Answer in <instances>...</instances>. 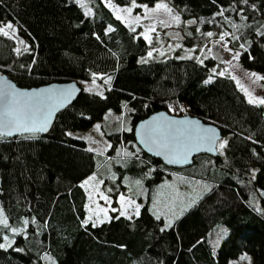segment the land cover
Listing matches in <instances>:
<instances>
[{
  "label": "trees",
  "instance_id": "16d2710c",
  "mask_svg": "<svg viewBox=\"0 0 264 264\" xmlns=\"http://www.w3.org/2000/svg\"><path fill=\"white\" fill-rule=\"evenodd\" d=\"M158 1H167L202 29L241 22L237 41L245 49L239 63L264 77V30H257L264 22V0L135 4ZM86 2L89 16L76 0H0V25L12 23L28 46L18 54L15 42L0 35V71L16 86L95 82L102 93L81 87L44 136H0V210L7 221V227L0 224V244L11 242L0 248V264H231L243 256L249 264H264V105L248 103L229 77L212 76V59L201 64L175 57L142 62L146 41L102 0ZM160 111L216 125L227 146L217 149L216 157L200 155L188 167L167 168L145 155L133 137L138 122ZM96 122L110 143L106 153L111 157L92 156L93 173L103 186L106 172L116 174L121 190L108 191L112 204L116 195L126 194L125 178L141 181L144 194L132 195L138 216L110 212L108 220L93 227L85 221V190L76 182L89 161L75 149H86V143L68 134ZM105 164L109 167L101 170ZM179 175L207 189L171 227H164V219L151 213L154 194ZM217 226L227 234L214 254L205 237Z\"/></svg>",
  "mask_w": 264,
  "mask_h": 264
},
{
  "label": "rangeland",
  "instance_id": "374dc122",
  "mask_svg": "<svg viewBox=\"0 0 264 264\" xmlns=\"http://www.w3.org/2000/svg\"><path fill=\"white\" fill-rule=\"evenodd\" d=\"M102 1L114 17L117 18L118 15L122 17V19H117L127 29L132 31L135 36H139L146 41L148 51L146 55L140 59L142 62L175 57L192 59L201 64L200 61L204 62L207 59H212V76L224 72V75L222 76H227L233 80L237 89L245 96L247 102L249 99L248 93H251L254 98H264V84L262 83V80H257L255 77L251 76L252 73L257 74V76L260 77L261 75L255 71L245 69L239 63V60L235 58L236 53H239L240 55L245 49V45L242 47V44L237 41V31L238 28L242 26L241 22L238 24H230V28L220 24L216 25V27L209 26L206 27L207 29H202V27H198L196 24H194L193 27L187 26L185 24L187 19L184 20L180 13L167 1H158L152 5L135 4L136 6H133V3L119 6L112 0ZM76 4L82 8L84 16L90 15H86V12L90 10L86 0H76ZM157 4L167 5V7L171 9V13H168L163 9L156 10ZM145 6L148 11H145ZM126 8H131V12L128 13L123 11V9ZM174 16H179V21H176L173 18ZM137 17H139L138 21L136 20ZM226 21L229 23L228 19H226ZM169 29L180 31L185 38L191 41V43L185 44L174 39H165L163 33ZM257 30L258 32L264 30V22L259 24ZM9 32L12 37L10 39L15 42L16 49L19 48L21 51L27 50L28 46L26 43H20L22 40L18 37L16 28L15 33H12L11 30H9ZM209 32L213 35L208 36L207 33ZM222 35L224 36L223 40L220 39ZM146 36L148 39H145ZM150 52L152 53L151 56L148 55ZM213 53L219 56V62L213 59ZM232 77H235V79ZM209 79L207 81H209ZM81 87L87 91H94L96 93L101 92V88L97 86L95 82L82 83ZM253 105L260 106L257 104ZM111 114L114 113L111 112ZM99 125L100 122H96L88 129L69 132L71 133V137L81 139L86 143V149H75V151L82 155L83 158L88 157L89 161L88 167L85 170H82V173L76 177V182L79 185H84L83 189L86 193L85 221L90 222L91 224H93L92 221H106L109 219L110 212L120 214L125 209H127L129 216H136L135 209L136 206L139 205L132 195L138 196L144 194L141 181H131L130 179L125 178L123 184L124 186H127L126 194L119 193L116 195V204H112V199L108 192L109 189L121 190L119 189L120 186L115 182L116 174L110 170L106 172V175H109L106 177L108 178V182L105 183L106 186H103L101 184L103 182L101 181V178L95 176L93 173L94 166L92 156H99L103 160L111 157L110 154L106 153L108 147H110V143L102 136ZM97 126L99 127L97 128ZM108 130H112L111 125L108 126ZM222 140H226V137L222 136L217 144ZM89 149H91V151ZM218 151L221 152L222 150L218 149ZM107 167H109V164H105V167H101V170L107 169ZM99 172L101 174V171ZM93 176L96 177L95 181L90 179ZM85 181H88V183L85 184ZM206 189L207 185H204L203 182L200 186L197 183L193 185L191 180L187 178L185 179L183 176H173L171 181L164 182L156 189L151 213L156 218L162 217L164 219V227H168L169 222H172L175 218L180 216L183 211L191 206ZM101 194L107 196L108 200L105 201ZM120 196L124 197L123 201L120 200ZM129 202H131V206ZM89 216L92 217V220L88 219ZM0 218H4L2 212H0ZM98 224L100 223L98 222L97 225ZM226 234L227 230L223 226L213 227L207 233L205 242L214 254L217 252V249ZM241 261L243 264H249V257L243 256ZM242 262L236 261L231 264H241Z\"/></svg>",
  "mask_w": 264,
  "mask_h": 264
},
{
  "label": "water",
  "instance_id": "95a60500",
  "mask_svg": "<svg viewBox=\"0 0 264 264\" xmlns=\"http://www.w3.org/2000/svg\"><path fill=\"white\" fill-rule=\"evenodd\" d=\"M194 19L186 20L187 26H193ZM163 36L168 40L184 41L180 31L167 30ZM264 53V43L261 45ZM213 59L219 61L218 55ZM81 91L76 82L50 83L39 87L21 88L15 85L0 71V136L14 138L21 135L44 136L49 131L55 116L69 106ZM15 93V95H13ZM27 114L37 127L44 116L48 117V129L44 132L29 133L23 129L16 131L8 121L20 119ZM179 121L181 123H173ZM215 130L221 139L220 129L209 122L188 115L173 116L165 111L150 114L133 128L135 144L147 156L159 160L167 168L182 169L190 166L193 159L200 155L216 157L217 148L209 141ZM12 132L11 135L7 133ZM212 149L211 151L209 149Z\"/></svg>",
  "mask_w": 264,
  "mask_h": 264
},
{
  "label": "snow or ice",
  "instance_id": "6c2138e0",
  "mask_svg": "<svg viewBox=\"0 0 264 264\" xmlns=\"http://www.w3.org/2000/svg\"><path fill=\"white\" fill-rule=\"evenodd\" d=\"M243 3H247V0H243ZM133 6H136L135 5V0H133ZM160 9H163L166 12L171 13V9H169L167 7V5H165V4H157L156 5V10H160ZM131 10H132L131 8L123 9V11H126L128 13H130ZM145 11H148V9L146 8V6H145ZM89 14H91L90 13V10L88 12H86V15H89ZM218 14L219 15H223V10L220 13H218ZM117 18L118 19H122V17L119 16V15L117 16ZM173 18L176 21H179V16H174ZM245 19H246V17H245ZM136 20L138 21L139 20V17H137ZM9 30H11L12 33H15V27L10 22L7 23V24H5V25H3V26H0V35H3V36H6V37H9V38H12L11 35H10ZM207 35L208 36H212L213 34L211 32H209V33H207ZM145 39H148V37L146 36ZM220 39L223 40L224 39V36L222 35L220 37ZM20 43L23 44L24 42L23 41H20ZM25 47H27V46H25ZM242 47H243V45H242ZM15 51L19 54L21 50L19 48H17V49H15ZM148 55L151 56L152 53L150 52ZM238 57H239V53H236L235 54V58L238 59ZM200 62L202 63V61H200ZM219 75H221V76L224 75V72H220ZM251 76L252 77H255L257 80L264 79V77L257 76V74H255V73H252ZM232 78L235 79V77H232ZM210 80H211V78L209 79V81H206L205 83L210 82ZM245 91H247V90H245ZM98 94H101L102 95V93H98ZM13 95H15V93H13ZM248 97H249V99H248V102L249 103H253V104H257V105H264V98H254L251 95V93H248ZM173 123H181V122L176 121V122H173ZM8 124L12 128H14L16 131H20L21 129H23L24 132H29V133L44 132V131H47V129H48V117L47 116H44V118H43V120H42V122H41V124H40L39 127H37L35 125V123L31 120V118L27 114H23L20 119H16V118L10 119L8 121ZM98 127L99 126H97V128ZM207 132L212 133V135L208 139H209L210 143L213 145V148H218V149L222 150V149H224L227 146V143H228L227 140H222V141L219 142V144L216 143V141L219 139V137L215 134V130H213V129H207ZM7 134L8 135H11L12 132H9ZM68 135H71V133H69ZM89 150L91 151V149H89ZM209 150L211 151L212 149L210 148ZM90 179L93 180V181H95L96 180V177L93 176ZM87 183H88V181H85V184H87ZM81 186L83 187L84 185H81ZM110 190L111 189H109V191ZM101 196H102L103 199H105V201L108 200V197L107 196H103V194H101ZM120 200L123 201L124 200V197L123 196H120ZM129 204L131 206V202H129ZM0 212H2V210H0ZM120 214L126 216L128 219H131L132 218L131 216L128 215L127 209H125L124 211H122ZM135 215H137V216L139 215V206H136ZM157 218H159V217H157ZM88 219L89 220H92V217L89 216ZM98 222L99 223H103L104 221H102V220L92 221L93 227H95ZM25 223H27V221H25ZM0 224H3L5 227H7L6 218H0ZM168 226L171 227V222H169ZM161 230L163 231L164 229L162 228ZM17 231L18 230L15 229V228L12 229V232L13 233H16ZM4 239L7 240L8 238L7 237H4ZM10 243L11 242H9V245L0 244V248H5L7 246H10ZM17 251H20V249H17Z\"/></svg>",
  "mask_w": 264,
  "mask_h": 264
},
{
  "label": "flooded vegetation",
  "instance_id": "af4514ba",
  "mask_svg": "<svg viewBox=\"0 0 264 264\" xmlns=\"http://www.w3.org/2000/svg\"><path fill=\"white\" fill-rule=\"evenodd\" d=\"M183 35V34H182ZM184 37V36H183ZM184 41H185V37H184ZM184 41H182V42H184ZM214 54V53H213ZM217 55V54H216ZM218 58H219V56H218ZM219 62V61H218Z\"/></svg>",
  "mask_w": 264,
  "mask_h": 264
},
{
  "label": "crops",
  "instance_id": "0c3cea01",
  "mask_svg": "<svg viewBox=\"0 0 264 264\" xmlns=\"http://www.w3.org/2000/svg\"><path fill=\"white\" fill-rule=\"evenodd\" d=\"M121 215V214H120Z\"/></svg>",
  "mask_w": 264,
  "mask_h": 264
}]
</instances>
